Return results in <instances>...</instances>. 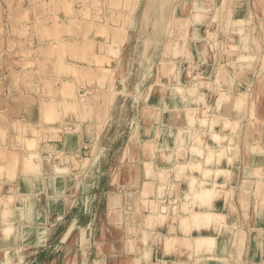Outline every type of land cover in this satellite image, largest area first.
<instances>
[{"label":"rangeland","instance_id":"obj_1","mask_svg":"<svg viewBox=\"0 0 264 264\" xmlns=\"http://www.w3.org/2000/svg\"><path fill=\"white\" fill-rule=\"evenodd\" d=\"M5 1L0 0V62L4 65L3 67L6 73L20 69L23 63L16 61L20 58L22 61H25L26 57L27 60L24 65L29 69H33V72L27 74L28 78L32 79L35 75L36 77L34 78L36 79L42 74L45 78L43 85L45 91L46 89H50L51 86L64 90L66 85L63 83L62 76H64L65 73L63 75H58V79L56 80L50 79L52 81L49 82L48 79L53 75L52 72L55 74L58 73V65L62 66L61 64L64 62H76V64H78L77 75L74 74L76 80L94 81L97 77H105L104 80L106 81V85L108 84L109 86V89H107L108 92L114 91L113 88L115 89L118 84L121 85L122 83L123 85L122 94H114L113 98L115 97V99L108 103L96 104L95 107H93L92 116H88V118L85 119V122L93 124L94 128L95 126L103 128L101 143L105 145L102 149L104 154H101L95 163L94 159L93 162L91 161V163H94V170L90 172L89 180L85 179L87 185L86 189L84 192L80 191L81 194L77 196L73 208L64 216L60 217L58 220L59 224L56 230H53V237L48 244L34 250L30 254V261L27 263L93 264V262H91V258L95 256L93 246H96L99 241L103 243V247H101L100 250L102 251L101 255L103 259H97V262L94 261V264H106L105 261L110 264L109 262L111 260L114 261L113 257L118 251L122 237L139 234L136 228H131L127 225L124 226L123 224H127L131 220L136 221L138 218H144V213L130 216L129 214L131 213L126 215L125 213L123 214V210L127 212H144L149 208L147 201L138 200V202L134 201V204H132L130 199L132 196H141L140 193L142 189L136 182L139 179L142 169L143 157L141 158V154L145 157L147 156V152H149L151 158V154L153 155L154 150L155 152L161 150L150 145L148 136L152 135L154 124H157L155 123L156 119L159 120V123H163V117L160 118L157 110H159V108L161 109L164 95L168 94L166 84L172 85L173 89H177L178 87L184 88L186 93L189 94L187 97L194 98L188 105L192 104L198 108L206 107L204 108L206 113L207 111H211V109L213 112H216L213 107L210 106L212 104L209 101L207 92L211 91L216 93L217 102L226 95V93L217 90L218 86L216 84L219 80L226 82L224 85L225 88L227 87L226 78L234 76L235 80L232 85L234 86V90H236L238 88L236 82L239 80L241 81L244 72L253 73V70H255V79H258V76L255 75L256 73L257 75L258 73L264 75V49L259 52V58L256 57L254 62H248L255 66V69L250 67H238L237 62L234 63L236 60H239V55L237 54L239 52L238 49L237 51H233L231 55L229 53L231 49L230 45H235V48H237L236 45L241 43L239 40L242 38V34L245 31V29L237 30L233 28L239 25L233 24V22H235V17H242V15L247 12L246 7L250 5L245 3L244 10L238 13V5H240L239 2L241 0H219L217 4L214 2L215 0H198L199 3L196 7L198 9L204 8V10L207 11L206 14L204 13L205 19L203 17L199 20L191 11L194 6L192 0H157L156 5L153 7H144L145 2L147 3L148 0ZM251 1L252 6L250 7H252L254 12H256L254 9L259 10L261 6L264 9V0ZM218 8H220V10H218ZM210 12H212V16ZM3 14H7V19L2 21ZM254 16L255 14L252 15V19L254 18L255 21ZM190 17H192V19H190ZM115 19L118 20V25L114 23ZM185 22L190 24V28L187 23L184 25ZM98 23V26L103 23L108 28L110 23H112L110 29L116 30V33L111 32L109 35L107 34V40L106 34L101 35L99 33L100 28L97 26ZM256 23L257 22L253 23L251 21L250 27L253 26V29H255ZM192 29L197 35H191ZM19 30H23L21 36L25 43L27 42L26 49L25 45L18 44L15 39L16 36L14 34L16 32L18 33ZM221 32L223 36L220 34ZM99 37H101V39H99ZM71 39H78L80 45L75 49V52L80 54L76 57L67 54L63 58H58L53 52V49H56L60 42H68ZM194 39L195 42H193ZM86 42L89 43H87L89 47L85 45ZM91 43L94 44L92 45ZM105 43L110 45L105 46ZM21 44L24 43L21 42ZM199 44H201V47H205L206 50L197 48ZM34 45H38V48L35 50L33 49ZM84 45L86 47H84ZM18 48H21L20 52ZM94 52L95 54H99L98 56L102 54L103 56H100L101 59L98 58L97 54L95 55L96 57H92ZM197 55H199L198 58ZM194 56L196 58H194ZM262 56L263 59L261 58ZM92 58L96 60L98 58L99 60H97L96 63ZM102 61V65L100 64L101 66L97 67ZM36 64L37 66H35ZM259 64L261 65L259 66ZM174 65L180 70L179 73L177 71L179 80L174 79ZM91 66L93 69L95 68L94 71L102 67L101 70L104 68L103 70H105L106 73L97 70L95 72H98L96 78L94 76L95 73L90 77L91 74L85 73L88 69L91 70L87 73L93 72ZM82 67L87 70H84ZM108 67L110 68L109 70L107 69ZM2 69V66H0L1 72ZM79 69H82V73L85 72L84 75L81 74V70ZM222 70L225 72V75L219 79L218 77ZM141 71L145 73H140ZM100 73L101 76H97ZM107 75H109L107 77L108 80L106 79ZM191 75L192 81L190 85L185 86L183 80L187 76L191 77ZM93 76L94 78H92ZM140 76L143 78H139ZM64 80L66 81L65 78ZM140 80H150V83L144 82L141 84ZM212 80H215L214 84H211ZM262 81L264 83V78ZM66 82L67 87L69 85V87H71L68 94L75 93L76 98L83 97L81 96L83 92L85 94L83 88H77L74 84L73 87L71 81L67 80ZM28 86L33 88L34 85L28 83ZM249 86L253 88L251 87V83ZM98 87H100L99 84ZM93 89L94 87H89V89L86 90V94H91ZM117 90H120V88ZM250 90L249 92H244L241 89L233 91L234 95H238L237 97H242L244 99L241 105L243 106L242 108L246 109L245 115H248L247 108L250 102H247L249 101V94L252 91ZM263 90L264 89H262V92ZM125 91L127 92L124 93ZM259 91L260 89L257 90V95H259ZM176 92H179L178 96L169 99L172 103V105L170 104L169 106H174L170 114L172 121L173 119L175 120V117L177 118L175 114L176 109L182 107V105L187 106V97H182V91H179V89ZM150 99L152 100L150 101ZM179 99H181L182 103L179 102L180 104L178 105ZM256 100L254 111L258 112L261 101L257 102L259 104L258 108H256ZM149 104L150 107L155 105L157 108L154 107L151 109L149 107V109L147 108ZM252 106L253 105L250 104L249 108ZM75 107L76 108H74L73 105L71 106L72 111H80L81 113L79 107ZM234 108H236V106ZM218 109L219 111L222 110L221 108ZM239 110L242 109H238V111ZM49 111L51 112L53 110L49 109ZM96 111H98V113H96ZM257 115L258 113L255 115V122L252 123L246 119L247 116L240 115L241 117L243 116L242 118L244 119L239 121L243 122V125L240 126L241 130H239V132L237 131L239 141L242 137L244 122L248 125L251 134L250 138L253 140V135L255 136L254 131L257 129V126L260 122L261 125L264 123V119H261ZM157 116L159 118H157ZM163 116L165 117V115ZM227 118L226 116H217L214 117L210 123H213L214 127L221 130L223 125L226 128L225 123H227ZM178 120L181 121L182 118H178ZM83 127L84 124L81 123L75 130H81ZM35 131L36 130H34L30 136H35ZM197 134L198 132H194V135ZM167 135L174 136L176 140L179 135H181L180 140L182 139V133H168L167 129L164 131L162 130L160 134L159 138L161 143L167 144L168 141L171 140V137L168 138ZM190 135V137H192V133H190ZM247 137L248 133L246 140L243 142L244 144H246ZM187 138L188 135L183 141H186ZM202 139L204 138L202 137ZM99 140L97 142H99ZM97 142L96 145L100 146ZM141 142L143 146H141ZM26 143L28 150L36 151L38 142L36 145H30V141L26 140ZM89 148L90 149H86L87 153H90V150H97L95 144ZM169 149L172 148L169 147L165 150ZM91 154H93V152H91ZM183 155L184 156L180 155L179 158H185L186 151ZM83 156V151L75 155L76 159L79 160L83 159ZM161 157L162 156L159 154L160 159H162ZM28 158L34 160L37 157L35 154L33 155L30 153ZM28 158L27 162H30ZM175 162H177V159ZM168 163L171 167L167 168V171H165L166 177L157 178L163 181L168 180V178L170 180L172 174L175 173V181L181 182L187 169L182 170V173H180L181 175H178L177 172L180 171L179 164ZM143 166L145 168V164H143ZM77 167H82L84 169L87 165L80 164ZM133 178L137 180L134 181L132 180ZM175 181H173L169 191H174L173 189L177 187ZM134 182H136V186L132 188L131 184H134ZM234 182L238 183L235 178ZM117 194L120 196V202L118 208L115 209L111 203V199ZM178 195L179 193L177 196ZM169 209L170 208H167L168 216L166 219L172 220L173 223L180 221V218L174 215L170 217ZM127 244L129 246L131 245L130 240ZM122 263L124 264V261Z\"/></svg>","mask_w":264,"mask_h":264},{"label":"crops","instance_id":"obj_2","mask_svg":"<svg viewBox=\"0 0 264 264\" xmlns=\"http://www.w3.org/2000/svg\"><path fill=\"white\" fill-rule=\"evenodd\" d=\"M218 1L219 0H215L214 2L217 4ZM248 1L249 3L251 2V0ZM262 9V6L259 10L255 9L257 11L255 12V22H257L255 29H248V50L253 52H257L256 50L258 47L255 43H257L258 40L261 41L264 49V27H261L264 26V9ZM212 12H210V14ZM6 16L7 14H3L1 20H6ZM243 16H247V14ZM22 32L23 30H19V32H16L14 35L16 36L15 39L18 44L25 45L26 49L27 42L25 43L21 36ZM220 34L223 36L222 32ZM99 39H101V37H99ZM21 42L24 44H21ZM199 46L197 48H201V44H199ZM37 48L38 45H34L33 49L35 50ZM18 49L20 52L21 48ZM198 56L199 55H197V57ZM26 60V57L25 61H22L21 58L17 60L16 62H22L23 65L20 69L9 73H6L3 67L4 65L0 62V66L3 68L2 72L0 71V166H2L0 167V195H14L15 197L14 200L9 201L7 205L0 202V264H4L6 260H9L7 264H27L28 261H30V254L34 250L48 244L53 237V230H56L59 224L58 220L73 208L77 196L81 194L80 191L84 192L87 187L85 179L89 180L90 172L94 170L93 163H90L84 169L82 167H74V165L70 163V166L65 171H56L57 165L60 164V159L58 157L59 151L64 150L69 153H74V156L83 151L85 155V152L87 153L86 149H90L89 147L94 145L92 139H85L83 128L80 130L83 132L82 136H79L78 140L75 136L76 134L69 137L68 140L66 135L63 136V140L62 137L53 139H44V137L41 138V140L39 139L36 151H38L42 157L41 159L35 158L34 163L39 164L40 170L37 171L36 169V171H30L28 167H26L27 157L30 154L25 140L26 136L29 137L34 130H39L41 132L43 128L49 124L60 125V127L63 128L61 130L62 134L65 132L74 133L76 127L82 123L80 111L74 112L70 109L62 112V108L57 107L55 110L52 109L53 111L49 114L46 113V106H53V104L50 103L53 102V99H63L65 92L63 93V89L60 90L54 86H51L50 89H46L45 91L43 87L45 78L42 74L36 79L34 78L36 77L35 75L32 79L28 78L27 74L33 72V69H29L24 65ZM260 65L261 64H259V66ZM35 66H37V64ZM68 72L62 77L71 81L72 86L74 84L77 88H83L85 91L88 90L89 87L97 88L98 81L96 79H94V81L76 80L74 73H71L70 70H68ZM52 74L53 75L48 79L49 82L52 81L50 79H58V73L55 74L52 72ZM145 82L149 84L150 80H145ZM255 82L256 79L253 73L244 72L241 81L239 80L236 82L238 88L235 91L241 89L248 92L251 89L249 86L250 83L252 84L251 87H256ZM28 83H32L34 85L33 88L28 86ZM118 86L123 87L122 83L121 85L118 84ZM207 94L213 109L218 112L217 94L211 91L207 92ZM73 95L74 93L72 96ZM67 98H71V93L67 94ZM259 98L261 104L257 113L260 118L264 119V90L263 92L260 91ZM169 99V94L164 95L162 107L165 108L163 113L165 117L163 116L162 119L164 127L161 128V133L162 130H167L169 125L177 126L181 124L184 118V116H182V120L179 121L172 113L175 120H171L170 114L173 107L169 106L170 104L172 105ZM151 100L152 99H150V101ZM179 102H181V99L178 101V105L180 104ZM250 104L251 103H249V105ZM222 110L221 111L224 112L228 109L222 108ZM228 111L233 116H236L238 112L234 107L232 110L229 109ZM215 129L218 130L217 127H215ZM169 132L168 129V133ZM242 132V137L240 139V145H242L241 154L235 157L237 161L239 160L238 162L240 165L237 166V169L233 170V177L236 179V182L238 180L239 185L242 184V186L244 185L247 188L244 187L245 190H242L239 187L237 189L235 187L233 194L227 193L230 190H221L214 198L213 204L215 209L227 216V221L231 227H229L230 229H226L220 226L216 229L215 226L212 225V227L201 231L202 234L211 235L216 238V246L214 249L198 252L194 245V247L189 250L182 248V246L167 248L164 243L161 244L157 242L156 238L144 244L139 235L133 234L129 237H122L118 251L113 257L114 261L111 260L109 263L123 264L122 262L124 261V264H137L138 260H140L142 264H149V262L151 264H156V262L159 261L158 259H163L167 261L179 260L184 264H196V260L199 259V264H218V262L208 259L210 255H215L219 258L230 256L233 261L232 264H264V231H262L264 227V217L257 218L254 214V206L256 204L255 194L257 195V199L264 198V189H255L257 184L249 181V179L244 183V179L250 177V173L247 171L248 164H264V153L260 151L259 155H249L243 143L246 140L247 133L248 140L250 139L251 134L248 125L244 124ZM254 133L257 138L262 137V140L259 141L264 142V123L262 125L259 124ZM187 135L188 138L185 142L189 141L190 143L192 138L188 131L184 132L182 139H185ZM167 137H171V140H169L167 144L161 143L160 138H158L155 148H175L177 146L176 138L170 135H167ZM102 138L103 136L101 139ZM101 139L99 142H96L99 143L101 149H103L105 145L101 143ZM208 141L211 142L212 140L209 139ZM50 142H52V144ZM141 146H143L142 142ZM142 157V169L138 179L139 182L147 181L145 180L147 177L143 166L145 161L154 162L156 167H171L165 159L162 157V159L159 158V152H155V150L153 155L151 154V158L149 152H147V156L145 157L141 154V158ZM191 157L192 155L186 151L185 158L180 160H182V162L189 161ZM221 162L223 166L228 167L229 162L226 157H224ZM82 164L83 162L81 165ZM190 174V170L186 172V175ZM194 174L198 177L201 176L198 171L194 172ZM49 175H53L54 177H49ZM262 179H264V174ZM132 180L136 181L137 179L133 178ZM175 180V173H173L171 177L172 184ZM138 181L136 182L138 183ZM136 182L131 184L132 188L136 186ZM155 183L158 185L159 181ZM175 183L177 187L173 189L174 191H168L166 193L168 200L171 201L181 199L188 190V178L186 176L181 182L175 181ZM229 186L232 187V184L229 183ZM156 190H158L157 187L155 191ZM178 193L179 195L177 196ZM231 202L236 208V212L230 210ZM245 205L246 208H243ZM195 206L198 208L200 205L195 202ZM123 211L125 215L129 213H135L136 215L144 213V217L151 212L150 207L144 212ZM171 211L173 210L170 209V212ZM5 212L8 214L5 215ZM169 214L170 217H172V214ZM166 217L157 220L153 230L161 231L166 234L184 235V232H181L182 226L180 221L173 223L172 220L166 219ZM8 223L12 224L15 230L10 236L6 237L3 230ZM123 225L136 228L138 231L139 229H147L152 226L146 224L145 218H138L136 221L131 220ZM256 226H259V228L257 227L258 229H255ZM232 227L242 229L240 233H238V231L235 232L236 228L234 229ZM199 233V231L192 230L193 240H195ZM129 240L131 242L130 246L127 244ZM102 244V242L98 241V244L93 246V252L95 253V256L91 258L93 264L95 260L103 259L101 255L102 251H100L101 247H103ZM143 251H148V253H150L149 261L141 260ZM105 263L108 264L107 261H105Z\"/></svg>","mask_w":264,"mask_h":264},{"label":"bare ground","instance_id":"obj_3","mask_svg":"<svg viewBox=\"0 0 264 264\" xmlns=\"http://www.w3.org/2000/svg\"><path fill=\"white\" fill-rule=\"evenodd\" d=\"M156 1L157 0H148L147 3L145 2V6L144 5L143 6L144 7H146V6L147 7H153L156 5ZM251 2L249 3V1L246 0V3H248L250 6H252ZM190 3H189V5H190ZM192 3L194 5L193 8L191 9L192 13H194V15L197 17V19H199V20L202 19L205 16V14L207 13V11L204 10V8L198 9L196 7L197 4L199 3L198 0H192ZM239 3H240V5H238V7H239L238 13H241L240 11H243L244 7L246 5L245 0H241ZM219 6H217V7H219ZM250 6L246 7L247 12L244 13V15L247 14V16L242 15V17H240V16L235 17V22H233V24H239V25L234 26L233 28L237 29V30L245 29V31L242 34V38H240V40H239L241 43L237 44L238 46L236 45L237 48H235V45H230L231 49L229 50L230 51L229 53L231 55L233 51H237V49H238L239 52L237 54L239 55L238 56L239 60H236L234 63L237 62L238 67H244V68L250 67L252 69H255V66H253L251 63H248V62L249 61L254 62L256 60V57L259 58V56H258L260 54L259 52H261L263 47H262L261 41L258 40L259 42L255 43V44H257L256 46L258 47L256 50L257 52H253L251 50H248V45H247L249 43V33H248L249 30L248 29L253 30V26L250 27L251 21L253 23H255L254 18L252 19V15H254L255 12L253 11L252 7H250ZM174 10H175V8H174ZM214 10H215V8H214ZM218 10H220V8H218ZM218 14H219V12H218ZM210 15L212 16V14H210ZM254 17H256V16H254ZM190 19H192V17H190ZM204 19H205V17H204ZM172 20H173V18H172ZM117 22H118V20L115 19L114 23H116L118 25ZM121 22H122V20H121ZM186 23L187 22H185L184 25ZM193 23H194V21H193ZM111 24L112 23H110V26L108 28L103 23L100 24V26H98L99 25V23H98L97 26L100 28L99 33L101 35L106 34V36H107V34L109 35V33H111V32L116 33L115 32L116 30L110 29ZM188 25L190 28V24H188ZM121 27H122V24H121ZM191 33H192L191 34L192 36L197 35V33H194L193 29L191 30ZM88 40H90V39H88ZM107 40H108V36H107ZM88 42H86V44H85L86 46L89 44ZM193 42H195V39L193 40ZM101 44H103V43H101ZM79 45H80V43H79L78 39H71L68 42H66V41L63 43L60 42L57 45L56 49H53V52L58 56V58H63L67 54L68 55L70 54V56L74 55V57H76L80 54L78 52H75V49L77 47H79ZM85 45H84V47H86ZM106 45H110V44L105 43V46ZM105 46H104V48H105ZM87 47H89V46H87ZM243 47H244V49H243ZM199 49L206 50V48L203 46ZM96 54L94 52V55H92V57H96L95 56ZM98 55L99 54H97V56ZM100 56H98L99 59H101ZM98 58H97V60H99ZM143 58H144V56H143ZM194 58H196V57L194 56ZM261 58L263 59V56ZM93 60L95 62L97 61L95 58ZM102 63H103V61L100 62L99 65H97V67L101 66ZM238 63H240V64H238ZM61 65L62 66L58 65V67H57L59 75H63L64 73H67L68 70H71L74 74H76V72H78V67H77L78 65L76 64V62H72V63L71 62H64ZM101 68L102 67H100V69H99L100 72L101 71L105 72V70H103L104 68L102 70H101ZM173 68H174L173 71L175 72V76H174L175 78L174 77L173 78L176 80H179V78L177 77V74L179 73L180 70L176 67V65H174ZM83 69L87 70L85 68H83ZM92 69H93V67H92ZM94 69H93V72L87 73L91 70V69L90 70L88 69L87 72L86 73L84 72V73L85 74H91L90 75V77H91L92 74L98 70V69H96L94 71ZM107 69L109 70L110 68L108 67ZM79 70H81V74L84 75V73H82V69H79ZM141 70H143V69H141ZM177 71H178V73H177ZM143 72L141 71L140 73H143ZM97 73H95V75L93 74L95 76V78H96ZM224 73L225 72L223 70L220 71V75L218 78L220 79L221 77H224L223 76V75H225ZM254 73H255V70H253V75H254ZM68 74H69V72H68ZM112 74H110V75H112ZM143 74H141V75H143ZM255 75L258 76V79H256V82H255L256 87L251 88L252 91L250 90L251 93L249 94V97H248L249 102L253 105L251 108H249V104H248V108H247L248 115H245L246 109L242 108L243 106L241 105V103L244 102V99L242 97H237L238 95L233 94L234 93L233 91H235L234 86L232 85L234 83V80H235L234 76L226 78L227 87H225V88H224V85L226 84L225 81H221V80H219L218 82L216 81L217 82L216 85L218 86L217 90L222 92V93H226V95L223 96L219 100L217 107L221 108V109L224 108V109H228V110L231 109L232 110V108L236 106L237 110L242 109V110H239L237 112L236 116H233L232 114H230V112L228 110L224 111V112H222L223 110L218 111V112H213L211 109V111H207L205 113L204 108H206V107L198 108L197 106H194L192 104L188 105V103H190L192 99L194 100V98L187 97V96H189V94L186 93V90H184V88L178 87L177 89H175V88L173 89L172 85L166 84L167 92H168V94L171 95L170 98H172V97L176 98L178 96L179 92H176L178 89H179V91H182V97H185V96L187 97L186 98L187 106H185V105H182V107L178 106L179 108H177L175 111L177 118H183L182 116H184L182 123L178 124L177 126L169 125L168 129L172 133H175V132L177 134L182 133V135H183V132L188 131L189 133H192V137H191L192 140L190 141V143H189V141H187V142L183 141V139H181L182 140L181 141L180 140L181 135H179V137L177 138V146L175 148L169 149V150L161 149L159 151V154L162 156L163 159L167 160L168 162L174 163V164L175 163L179 164V170L180 171L177 172L178 175L180 173H182V170H186V169H187V172L190 170L191 174L186 175V172L184 173V175L188 178V190L185 192V195L182 196V198L179 200L177 199V200L171 201V200H168V197L166 196V193L169 191V189L172 185L171 179L169 180V178H168V180L163 181V180H159L157 178V177H160V178L166 177L165 171H167V168H169V167H164V166L156 167V164L154 162H151V161H145L144 162L145 174L147 177L145 180H147V181H144V182L138 181L137 185H140V187L142 189L141 193H140L141 196H138V197L132 196L130 199L132 204H134V201L138 202V200L147 201L148 202L147 204L151 210V212L147 216H145L144 218L146 219V224H149L152 226H150V228H147V229H140L139 234H138L141 237L144 244H147V243L151 242L152 239L156 238L157 242H159L161 244L164 243L167 248H175L177 246H182V248L189 250L195 246L198 252H203L205 250H207V251L212 250L216 246V238L214 236H211V235L202 234L201 231L203 229H208L209 227H212V225H214L216 229H218L220 226L225 227L226 229L231 228L229 226L228 221H227V216L224 213L218 212L215 209V206L213 204V200L216 197V195L221 192V190H226V191L230 190L227 193L233 194V192L235 191V189H234L235 187H236V189L239 187L242 190H245V188H247L244 185L242 186V184L239 185V183L234 182L233 170L237 169V166L240 165V163L238 162L239 160L237 161V159L235 158V157L240 156L241 149H242V145H240V141L238 140L239 139L238 138L239 137L238 132H239V130H241L240 126L243 125V122H239V121L243 120L244 118H242L243 116L241 117L240 115L247 116L246 119L248 121H250L251 123L255 122V120H256L255 115L257 113L254 111L255 100L257 98L256 108H258V104H259L257 102L261 101L259 98V95H257V90L260 89V91H262V89H264V83L262 81V79L264 78V75H262L260 73H258V75L256 73ZM94 76L92 78H94ZM97 76H101V73ZM108 76L109 75L106 76V79ZM59 78H60V76H59ZM112 78H109V79H112ZM139 78H143V77L140 76ZM96 79L99 81L98 84L100 85V87H98V86H97V88L94 87L91 94H86V91H85V94H86L85 95L83 92L84 95L81 94V96H83V97H79V98L77 97L78 98L77 99L75 96V93L73 96L71 93V98H67L68 91L71 89V87H69L70 85L67 87V82H66L67 80L65 81L63 78L62 79L63 83H64V85H66L65 89L63 90V93L65 92L63 99H60V100L59 99H53V102H50L53 104V106L49 105V107L47 106L45 109L46 113L48 112V114H49L50 113L49 109L55 110L57 107H60V108H62V112H64L66 110H70L72 105L74 108H76L75 106H78L79 109L81 110V113H82L81 117H82V124H84V127H83L84 133L81 132L80 130H78V131H75L74 133L73 132H65L64 134H62L61 130L63 128H61L60 125L49 124V125L45 126L41 132L39 130H36L35 136H29V137H26V139H25V140L30 141V145L31 144L36 145L38 140L39 139L41 140V138H44V137H45L44 139H48V138L53 139L56 137H62V140H63L64 139L63 136L66 135L67 140H68L69 137L76 134L75 136L77 137V140H78V137L82 136V133H83L85 135L86 140L92 139L94 141V144H95L97 150L96 151L90 150V153L85 152V155L83 156V160L82 159L81 160L76 159V157L74 156V153H69V152H66L64 150L59 151L58 157L60 159V161H59L60 164L57 165L56 171H60V172L65 171L70 166V163H72V165H74V167H77L82 162H83L82 165L88 166L89 163H91V161L93 162V159H94V163H95L96 160H98L99 156L101 154H104L103 150L100 149L101 146L96 145V141H98L102 137L103 128L97 127V126H95V128H94V125L90 124L89 122H85L86 121L85 119L88 118V116H92L93 107H95L96 104L108 103L109 101L114 100L115 97L113 98V95L114 94L116 95L117 93H121L123 87L117 86L118 88H120V90H117L118 88L116 87L117 89L113 88L114 91H111L112 92L111 93V92L107 91V89H109V86H108V84L106 85V81L104 80L105 77H100V78L97 77ZM191 81H192V75H191V77L190 76L185 77V79L183 80V83L186 86V85H190ZM140 82H141V84H143L145 81L140 80ZM214 82H215V80H212L211 84H214ZM110 90H112V89H110ZM260 91H259V94H260ZM126 92L127 91H125L124 93H126ZM244 92H246V91H244ZM251 95H252V97H251ZM151 105H154V104H151ZM210 106L213 107L212 105H210ZM149 107H150V104L147 106V108H149ZM154 107H156V106L154 105L153 107H150V108L153 109ZM157 111L159 112V116L161 118V117H163L162 113H164L165 108L161 107V109L159 108V110H157ZM94 113H95V111H94ZM96 113H98V111H96ZM207 116H208V118H207ZM217 116L228 117L227 123H225L227 129L223 125V128L221 130H216L215 127L213 126V123H210V121H212V119L214 117H217ZM231 116H233V117H231ZM157 118H159V117L157 116ZM155 123H157V124H154L152 135L148 136L149 137L148 141H149L150 145H152L154 148H155L157 139L160 136L161 128L164 125L163 123L162 124L159 123V120H157V119H156ZM244 124H245V122H244ZM260 124H261V122H260ZM70 127H71V125H70ZM72 129H74V128H72ZM194 132L195 133L198 132V134L194 135ZM208 135H209V137H207ZM237 135H238V137H237ZM202 137L204 139H202ZM253 137H254L253 140L251 138L249 140L247 139L246 144H244V146L246 148L245 150L247 151V153L249 155H252V154L259 155L260 151H261V153H264V142L259 141V140H262V137L257 138L256 134H255V136L253 135ZM209 139L212 141L211 142L208 141ZM50 143L52 144V142H50ZM185 151H188V153L191 154L192 157L189 159V161H183L182 162V160H180L181 158H179V157H180V155L184 156L183 153ZM29 152L32 153L33 155L35 154L37 159H41V157H42L39 152H36L34 150H29ZM91 152H93V154H91ZM261 155H263V154H261ZM224 157H226L228 162H229L228 167L223 166V164L221 162V160ZM176 159H177V162H175ZM28 160L30 162H27L26 167H28V169L30 171H34V170L36 171V169H37V171L40 170L39 164H35L34 160H32V159L30 160L28 158ZM0 167H2V166H0ZM196 171H198L201 174L200 177H198L194 174V172H196ZM247 171H248V173H250V177L248 176L249 178H246L244 180V183L249 179V181H251L253 183L255 182L257 184L255 189H257V190L264 189V179H262L263 174H264V164H259V165H249L248 164ZM184 175H183L182 179H184V177H185ZM50 176L54 177L53 175H49V177ZM156 181H159L158 185H156V183H155ZM29 182H30V180H29ZM229 183L232 184V187L229 186ZM156 187L158 188V190L155 191ZM256 192H258V191H256ZM20 194H22V193H20ZM255 197H256V202H255L256 204L254 206V214L257 218L264 217V198H258L257 199L256 194H255ZM14 198H15L14 195L5 196V195L1 194L0 195V202L7 205L9 203V201H13ZM119 202H120V196L118 194L116 196H113V198L111 199V203L113 204L115 209L118 208ZM195 202L200 205L198 208H196ZM134 207H135V205H134ZM230 207H231L230 210L232 212H236V208L232 205V202H231ZM167 208H170L173 210L169 213L180 218L181 226L183 227V228L181 227V232L183 231L184 235H182V234L181 235H174L172 233L166 234V233H163L161 231L153 230L155 222L157 220H159L160 218H165L168 215ZM243 208H246V205ZM246 212H248V211H246ZM6 214H8V213L5 212V215ZM134 214L135 213H131L129 215L132 216ZM257 227L259 228V226H256L255 229H258ZM232 228H234V229L236 228L235 232L238 231V233H240V231L242 229V228H238V227H232ZM14 230H15L14 226L12 224L8 223L5 226L3 231L5 233V236L8 237L12 234V232H14ZM192 230H196V231L200 232L199 235L196 236L195 240H193ZM262 231H264V227H263ZM142 259L149 261L150 260V253H148V251H143V255H142L141 260ZM208 259L216 261V262H218V264H232L233 263L230 256L219 258V257H216L215 255H210ZM158 260L159 261H157L156 264H184V263L180 262L179 260H175V261H167V260H163V259H158ZM95 262H97V260H95ZM7 263H9V260L8 261L6 260L4 262V264H7ZM137 264H142V261L138 260ZM149 264H151V263L149 262ZM196 264H199V259L196 260Z\"/></svg>","mask_w":264,"mask_h":264}]
</instances>
